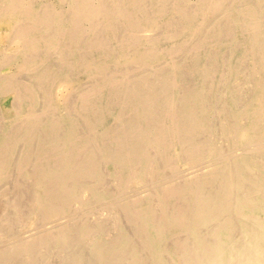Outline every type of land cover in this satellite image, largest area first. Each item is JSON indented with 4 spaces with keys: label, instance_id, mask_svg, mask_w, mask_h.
Listing matches in <instances>:
<instances>
[{
    "label": "bare ground",
    "instance_id": "6f19581e",
    "mask_svg": "<svg viewBox=\"0 0 264 264\" xmlns=\"http://www.w3.org/2000/svg\"><path fill=\"white\" fill-rule=\"evenodd\" d=\"M0 264H264V0H0Z\"/></svg>",
    "mask_w": 264,
    "mask_h": 264
},
{
    "label": "rangeland",
    "instance_id": "374dc122",
    "mask_svg": "<svg viewBox=\"0 0 264 264\" xmlns=\"http://www.w3.org/2000/svg\"><path fill=\"white\" fill-rule=\"evenodd\" d=\"M80 78H81V81H82V82L86 81V76L82 75V76H80ZM61 110H62V109H61ZM61 110H60V111H61ZM110 122H111V124H112V119L108 120V122H107V124H106V127H110V126H111ZM13 173H14V172H13ZM15 175H16V174H13L14 177H15Z\"/></svg>",
    "mask_w": 264,
    "mask_h": 264
}]
</instances>
